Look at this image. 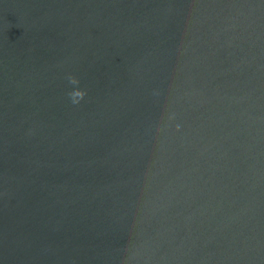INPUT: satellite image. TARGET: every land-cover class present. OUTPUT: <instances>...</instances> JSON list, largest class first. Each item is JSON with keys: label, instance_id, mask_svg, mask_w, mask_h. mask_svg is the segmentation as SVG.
I'll use <instances>...</instances> for the list:
<instances>
[{"label": "water", "instance_id": "1", "mask_svg": "<svg viewBox=\"0 0 264 264\" xmlns=\"http://www.w3.org/2000/svg\"><path fill=\"white\" fill-rule=\"evenodd\" d=\"M0 264H264V0H0Z\"/></svg>", "mask_w": 264, "mask_h": 264}, {"label": "clouds", "instance_id": "2", "mask_svg": "<svg viewBox=\"0 0 264 264\" xmlns=\"http://www.w3.org/2000/svg\"><path fill=\"white\" fill-rule=\"evenodd\" d=\"M69 80L70 83L73 85L79 84V81L75 77H70ZM85 95L86 93L83 90H80L79 88H76L69 93V96L71 97L73 103H79V101L83 99Z\"/></svg>", "mask_w": 264, "mask_h": 264}]
</instances>
